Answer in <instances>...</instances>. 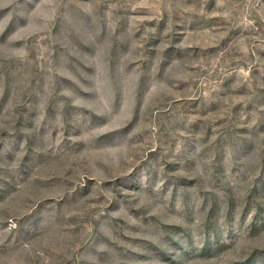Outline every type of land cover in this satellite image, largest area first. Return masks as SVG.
Listing matches in <instances>:
<instances>
[{
    "label": "rangeland",
    "instance_id": "rangeland-1",
    "mask_svg": "<svg viewBox=\"0 0 264 264\" xmlns=\"http://www.w3.org/2000/svg\"><path fill=\"white\" fill-rule=\"evenodd\" d=\"M0 264H264V0H0Z\"/></svg>",
    "mask_w": 264,
    "mask_h": 264
}]
</instances>
